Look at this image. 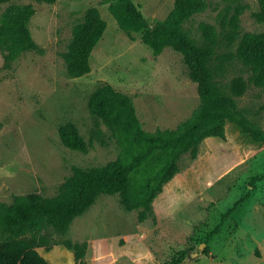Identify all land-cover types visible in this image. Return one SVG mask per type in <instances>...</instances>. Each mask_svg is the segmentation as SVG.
<instances>
[{"label": "rangeland", "instance_id": "1", "mask_svg": "<svg viewBox=\"0 0 264 264\" xmlns=\"http://www.w3.org/2000/svg\"><path fill=\"white\" fill-rule=\"evenodd\" d=\"M172 1L132 0L149 25L167 15ZM112 2L11 0L0 4V13L9 4L31 5L27 25L35 43L34 49L20 52L6 64L0 52L1 203L10 204L12 195L53 196L72 166L86 169L115 159L114 139L87 109V98L99 85L109 84L127 95L148 132L174 129L198 105L196 84L188 78L181 55L170 47L153 55L139 33H132L133 40L128 38L107 9ZM241 2L248 8L239 16V34L263 31L264 20L252 16L257 0ZM226 4L208 0L206 8L183 27L195 39H199L200 22L220 30L217 13ZM88 7L98 9L105 29L90 53L89 72L72 78L66 74L61 53L71 26ZM234 47L235 43L227 47L221 42L218 51ZM239 67L234 62L227 76L239 74ZM255 94L261 97L254 98ZM234 114L264 135V90L248 88ZM67 121L85 142L91 140L86 152L61 144L57 127ZM96 129L102 143L95 138ZM224 135L223 141L203 139L194 159L187 153L180 156L178 171L154 197L152 214L145 220L137 221L136 210L126 211L118 194H100L71 220L65 233H54L52 238L85 241L83 260L88 264H163L179 258L180 250L184 255L177 264H264V178L250 183L252 176L264 174V143L239 133L230 122L224 125ZM226 166L230 169L225 176L208 181ZM218 221V231L204 243L202 238ZM229 235L232 245L227 244ZM233 250L235 256L229 253ZM38 252L53 264H74L70 251L60 244Z\"/></svg>", "mask_w": 264, "mask_h": 264}, {"label": "trees", "instance_id": "2", "mask_svg": "<svg viewBox=\"0 0 264 264\" xmlns=\"http://www.w3.org/2000/svg\"><path fill=\"white\" fill-rule=\"evenodd\" d=\"M9 1L0 0V4ZM225 1L227 4L217 13L220 30L200 22L199 39L190 36L183 23L203 11L208 0H173L167 15L151 25L132 0H115L108 4L117 28L128 38L133 40L132 33H139L140 41L153 55L164 47L181 55L188 78L196 84L198 105L174 129L148 132L142 129L127 95L109 84L97 86L87 98V109L108 129L118 148L117 156L98 167L72 166L70 175L59 184L53 196L27 193L12 195L10 204L0 202V264H51L37 248L48 251L57 244L70 251L74 264H88L83 260L85 241H57L52 235L65 233L71 220L87 209L98 195L118 194L122 207L126 211L136 210V219L141 222L152 214V200L178 171L180 156L187 153L194 159L198 145L206 137L224 140L226 122L233 123L239 133L253 141L264 143L260 131L234 114L248 88L264 90V30L239 34V16L248 4L241 0ZM32 13L30 4H9L1 11L0 52L5 64L20 52L35 48L27 25ZM252 16L257 21L264 20V0H257V10ZM104 29L105 21L96 7L86 8L80 20L71 26L69 41L61 53L69 77L89 72L90 53ZM221 42L227 47L235 43L233 51H218ZM234 62L240 65V73L228 77ZM57 135L61 144L71 150L86 152L92 147L91 140L85 142L69 121L57 127ZM95 138L103 142L97 129ZM262 178L264 174L252 176L250 183ZM230 210L223 213L221 220ZM220 225V222L215 224L202 241L206 243ZM206 250L207 247L202 253ZM178 253L179 258L163 264L180 262L184 251Z\"/></svg>", "mask_w": 264, "mask_h": 264}, {"label": "crops", "instance_id": "3", "mask_svg": "<svg viewBox=\"0 0 264 264\" xmlns=\"http://www.w3.org/2000/svg\"><path fill=\"white\" fill-rule=\"evenodd\" d=\"M237 128V127H236ZM225 136V135H224ZM206 138H208V137H206ZM206 138H204V139H206ZM216 138V137H215ZM221 141H223V140H221ZM243 158L241 159V161L243 162ZM241 161L240 162H238V164H240L241 163ZM229 167H227L226 166V168H223V169H221V170H219L217 173H215L214 175H212V176H214V177H210V178H208V181H215V180H218V179H220V178H222L223 176H225L228 172H229ZM229 214V213H228ZM227 214V215H228ZM227 217V216H226ZM230 237H231V239H230ZM211 238V237H210ZM227 239H229V240H227ZM227 244H229V245H232V240H233V237L231 236V235H229L228 237H227ZM252 242H254V240H252ZM256 243H258V242H256ZM37 251H38V248H37ZM39 253V252H38ZM229 253H231L232 255L231 256H235V254H237V253H235V251L233 250V251H230ZM40 254V253H39ZM193 254H195V253H193ZM41 255V254H40ZM208 255H211V253H210V250H209V248H208ZM41 256H43V255H41ZM230 256V257H231ZM45 259H46V257L45 256H43ZM229 257V256H228ZM49 263H51V261H49L48 259H46ZM51 264H53V263H51Z\"/></svg>", "mask_w": 264, "mask_h": 264}, {"label": "water", "instance_id": "4", "mask_svg": "<svg viewBox=\"0 0 264 264\" xmlns=\"http://www.w3.org/2000/svg\"><path fill=\"white\" fill-rule=\"evenodd\" d=\"M202 246H203V244H200V245H199V247H202Z\"/></svg>", "mask_w": 264, "mask_h": 264}]
</instances>
